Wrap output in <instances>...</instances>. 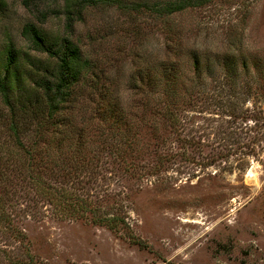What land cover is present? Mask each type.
<instances>
[{
    "label": "rangeland",
    "instance_id": "374dc122",
    "mask_svg": "<svg viewBox=\"0 0 264 264\" xmlns=\"http://www.w3.org/2000/svg\"><path fill=\"white\" fill-rule=\"evenodd\" d=\"M2 1L0 52L10 43L20 57H44L29 49L26 23L67 36L97 62L120 109L119 120L101 115L95 95L82 116L73 105L53 118L70 126L59 134L29 121L14 138L0 96V197L9 216L0 264L27 263V255L31 264H264V0H210L160 18L142 5L153 0L83 3L69 22L66 0ZM216 52L246 62L235 91L214 61V73L195 76L192 55ZM171 60L185 86L170 108L176 127L162 88L147 108L127 88L135 69ZM87 118L75 173L71 139ZM68 193L119 220L97 224L89 209L61 210Z\"/></svg>",
    "mask_w": 264,
    "mask_h": 264
},
{
    "label": "trees",
    "instance_id": "16d2710c",
    "mask_svg": "<svg viewBox=\"0 0 264 264\" xmlns=\"http://www.w3.org/2000/svg\"><path fill=\"white\" fill-rule=\"evenodd\" d=\"M65 13L67 21L71 18L68 16L77 12L83 3H99L103 1L113 0H66ZM210 0H153L152 2H142L144 8L154 14V16L167 17L171 14L180 12L188 7L201 6L208 3ZM3 1L0 0V6ZM21 33L28 41L29 49L41 53L44 57H32L28 54L20 57L21 52H18L12 44H8L3 52H0V96L4 105L10 107L9 115V131L14 138H17L18 125L28 124L29 121L34 123V131L46 130L45 126L50 127V132L59 134L60 128H68L70 126H63V119H57V124L53 123L54 117L60 116V111L64 109H71L73 105H77L76 109L79 115H83V106L88 104V101L93 100L96 95V102L103 106L100 113L108 114L109 117H115L120 109L119 100L111 98L112 92L109 86L102 83L103 71L99 68L97 62L91 61L90 58L84 56L80 48L67 36L50 37L45 31L41 30L32 23H26ZM176 33V32H175ZM176 34L171 36L172 38ZM169 40V41H171ZM190 50V49H189ZM190 53V52H189ZM203 54L202 58L192 55V63L197 77L198 72L207 71L214 73L211 66V61L216 62L219 66L221 79L229 84L235 91L234 85L241 78L239 70L245 72L246 62L243 56L236 57L230 53ZM209 61V62H208ZM202 67V68H201ZM237 67L238 68L237 70ZM210 75V74H209ZM212 75V74H211ZM183 74L178 68L176 61L171 62L160 61L158 63H148L143 67L134 70V73L129 76L127 81V88L131 90H138L137 92L143 97L139 102L142 108L148 106V96L157 95V89L162 88V104L167 107L166 112H163L167 117V122L171 127H176L177 119L175 114L170 111L171 107L175 106V101L182 97L185 86L182 85ZM257 86L262 84L258 82L261 77H255ZM212 79V78H211ZM189 81L191 86V81ZM254 81V79H253ZM135 93V95L137 94ZM264 92V87H262ZM95 104V100H94ZM80 108V109H79ZM82 109V110H81ZM99 109V108H98ZM100 110V109H99ZM121 114V113H120ZM155 114L160 115L155 112ZM233 113L229 112L227 115L231 116ZM122 115V114H121ZM136 116L129 111L128 117ZM165 118V116L161 115ZM91 120L88 118L82 123L81 127L76 129L75 142L71 139L72 145L70 149H75L78 153L77 160H75V173L77 163L81 159L85 140L82 130ZM89 125V124H88ZM73 132L70 130V133ZM69 135V134H68ZM67 135V136H68ZM70 139V136L67 137ZM17 140V139H16ZM128 141V139H126ZM18 141V140H17ZM19 143V142H18ZM129 145L128 142H125ZM31 155V151H27ZM82 154V155H81ZM33 160V156H31ZM30 161V158H29ZM37 175V174H36ZM38 181V177L35 178ZM1 194V192H0ZM56 204L61 210H69V213L80 211L83 213L86 209H90L87 198L72 197L70 193L62 198ZM4 202L0 197V231L8 225H1L9 221L8 213L2 210ZM66 208V210H64ZM107 214H96L94 212V220L97 224L115 223L119 220L116 216ZM27 263L22 262L18 257L9 258L11 264H31L30 257L27 255Z\"/></svg>",
    "mask_w": 264,
    "mask_h": 264
}]
</instances>
